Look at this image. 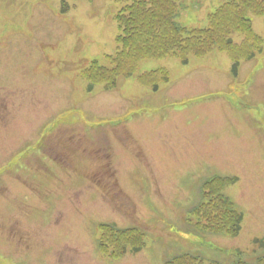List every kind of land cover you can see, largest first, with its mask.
Here are the masks:
<instances>
[{
	"label": "rangeland",
	"instance_id": "rangeland-1",
	"mask_svg": "<svg viewBox=\"0 0 264 264\" xmlns=\"http://www.w3.org/2000/svg\"><path fill=\"white\" fill-rule=\"evenodd\" d=\"M183 1L179 22L202 27L226 0ZM124 2L0 0V167L28 151L0 176V264H165L184 253L233 264L237 251L254 263L264 254L254 243L264 238V47L247 80L252 64L241 63L235 78L230 57L249 39L229 58L214 46L201 57L186 54L187 62L142 60L114 89L88 91L81 70L116 51L114 15ZM252 21L264 46V17ZM155 68L167 73L157 89L137 79ZM62 126L73 133L61 134ZM66 140L79 146L74 161L82 146L107 155L81 158L92 182L61 174ZM70 177L71 186L60 183ZM222 183L243 215L236 236L208 231H218L206 216ZM101 189L115 194L111 206ZM100 222L138 229L129 252L117 259L107 257L112 245L100 252Z\"/></svg>",
	"mask_w": 264,
	"mask_h": 264
},
{
	"label": "trees",
	"instance_id": "trees-1",
	"mask_svg": "<svg viewBox=\"0 0 264 264\" xmlns=\"http://www.w3.org/2000/svg\"><path fill=\"white\" fill-rule=\"evenodd\" d=\"M182 2L183 0H126L114 15L120 29L116 37L117 53L109 57L110 66H102L92 60L82 69L83 76L89 82L88 87L94 83L103 84L105 87L113 86L118 77L130 75L135 63L143 58L177 55L182 62H187L186 54L203 55L218 43H223L224 47L231 46L228 35L233 30L244 34L246 38L252 37L248 16L264 14V0H226L208 15L205 27L188 28L175 20ZM258 40L255 37L253 42L256 44ZM247 55L253 56L254 52ZM236 64L237 60H234L233 72ZM149 74L150 77L158 76L164 80L167 78L166 71L161 69ZM212 197L216 199L213 204L206 200L202 206L208 211V205H212V213L206 216L210 220L209 224L217 223L218 226L214 229L218 231L214 230L215 232L223 231L236 236L241 228L242 214L220 192ZM208 227L213 229L214 226ZM138 235L134 230L119 231L105 226L99 246L107 251L109 245H112L115 248L112 256L118 257L130 244L128 239ZM254 243L264 249V238L254 239ZM141 246H131V250H139ZM233 256V264H264V254L257 256L254 263L243 260L244 253L241 251ZM199 262H202L199 258L184 254L169 259L166 264H200Z\"/></svg>",
	"mask_w": 264,
	"mask_h": 264
},
{
	"label": "bare ground",
	"instance_id": "bare-ground-1",
	"mask_svg": "<svg viewBox=\"0 0 264 264\" xmlns=\"http://www.w3.org/2000/svg\"><path fill=\"white\" fill-rule=\"evenodd\" d=\"M2 19H4V17H1Z\"/></svg>",
	"mask_w": 264,
	"mask_h": 264
}]
</instances>
